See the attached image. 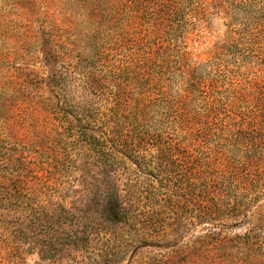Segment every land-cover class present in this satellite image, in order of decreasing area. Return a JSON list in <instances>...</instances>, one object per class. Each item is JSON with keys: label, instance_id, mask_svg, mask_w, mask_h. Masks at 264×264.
I'll use <instances>...</instances> for the list:
<instances>
[{"label": "rangeland", "instance_id": "obj_1", "mask_svg": "<svg viewBox=\"0 0 264 264\" xmlns=\"http://www.w3.org/2000/svg\"><path fill=\"white\" fill-rule=\"evenodd\" d=\"M247 21L264 23V0H0V174L11 176L3 181L47 183L50 189L78 183L88 154L77 148L65 108L113 103L118 90L123 100L135 99L145 52L151 72L166 54L170 65L181 55L192 64L206 62L236 41L237 28ZM251 50L264 52V39ZM240 78L248 98L240 106L262 113L264 66ZM162 85L179 88L176 80ZM225 137L221 153L233 144L236 158L253 163L250 223L231 227L216 241L214 224L198 219L155 242L140 241L143 234L135 230L96 227L86 248L61 250L54 261L69 264L86 254V260L97 258L95 264H264V135L251 136L249 144ZM248 228L253 240L241 245L237 237ZM47 230L42 238L51 242L55 229ZM54 261L34 249L14 264Z\"/></svg>", "mask_w": 264, "mask_h": 264}, {"label": "trees", "instance_id": "obj_2", "mask_svg": "<svg viewBox=\"0 0 264 264\" xmlns=\"http://www.w3.org/2000/svg\"><path fill=\"white\" fill-rule=\"evenodd\" d=\"M237 30L239 38L206 62L192 64L181 55L170 65L166 54L151 72L152 57L145 52L135 99L123 100L118 90L113 103H83L74 112L65 108L77 148L88 154L87 167L80 168L78 183L53 189L24 180L7 184L3 179L11 176L0 174V264L23 263L34 249L50 263L61 250L86 248L96 227L135 230L143 234L140 241L155 242L198 219L214 224L216 241L231 227L250 223L253 163L236 158L233 144L223 153L220 147L228 140L223 136L249 144L253 135H264V108L256 113L240 106L248 99L240 77L264 66V52L251 50L264 39V23L247 21ZM174 80L177 89L162 85ZM51 227L56 235L47 242L42 237ZM32 233L37 237L30 241ZM253 236L248 228L236 241L246 245ZM86 258L74 256L69 264L97 259Z\"/></svg>", "mask_w": 264, "mask_h": 264}]
</instances>
